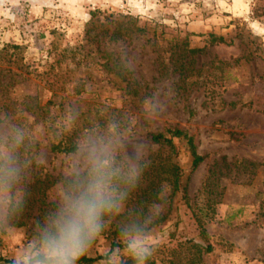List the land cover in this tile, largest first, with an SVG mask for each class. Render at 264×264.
Returning <instances> with one entry per match:
<instances>
[{
	"label": "rangeland",
	"instance_id": "374dc122",
	"mask_svg": "<svg viewBox=\"0 0 264 264\" xmlns=\"http://www.w3.org/2000/svg\"><path fill=\"white\" fill-rule=\"evenodd\" d=\"M191 49L202 52L188 57ZM177 61L187 63L184 82ZM0 115L25 129L27 168L42 176L64 178L68 167L71 154H53L51 143L111 124L142 159L177 164L187 200L164 188L149 210L150 264H264V0H0ZM174 128L205 156L194 171L184 141L174 140L172 155L148 138ZM60 186L47 202L56 205ZM32 223L0 219L1 260L16 264L35 239ZM193 243L212 251L198 254ZM109 246L99 235L84 254ZM128 254L116 250L109 263Z\"/></svg>",
	"mask_w": 264,
	"mask_h": 264
},
{
	"label": "clouds",
	"instance_id": "9594fccd",
	"mask_svg": "<svg viewBox=\"0 0 264 264\" xmlns=\"http://www.w3.org/2000/svg\"><path fill=\"white\" fill-rule=\"evenodd\" d=\"M25 129L0 115V219L19 211L25 193L18 188L27 175L21 150ZM137 146L111 124L79 138L57 192L56 208L36 223V237L16 264H77L91 241L105 227L104 217L118 213L135 190L147 160ZM129 254L136 264L152 255L141 227L122 228Z\"/></svg>",
	"mask_w": 264,
	"mask_h": 264
},
{
	"label": "trees",
	"instance_id": "16d2710c",
	"mask_svg": "<svg viewBox=\"0 0 264 264\" xmlns=\"http://www.w3.org/2000/svg\"><path fill=\"white\" fill-rule=\"evenodd\" d=\"M213 39L215 43H223L224 41L222 37H214ZM201 52V49H191L188 50L187 56H196ZM178 63L176 67H179L180 72L177 81L184 82L182 74H184L183 71L186 70L187 63ZM125 89L129 94L135 95V90H133L128 82ZM75 90V95H78L79 91L77 88H75ZM229 105L232 106L233 104L231 103ZM35 108L37 109L36 105L32 106V109H30L29 112L31 115L39 118V116L43 114L42 109H39V112H35ZM63 137L64 138H61L58 142L50 144V152L53 154H72L75 151L76 141L73 137ZM148 138L152 144L159 146L161 149L167 150V152L172 155L176 154L174 140L178 139L184 141L191 156L192 171H194L205 160V156H201L197 153L193 137L189 136L188 133L183 130L174 128L167 129L164 132L149 133ZM21 156L22 159L26 161L25 171L31 173L32 180L25 186L24 189L26 203L19 211L7 216L5 221L9 227L21 228L28 226L29 221L33 220L31 227L36 228L37 221H42L50 211H53L56 208L55 204L46 201V192L55 184H61L64 178L53 177L48 173L42 176L41 170L33 163L27 168L30 156L28 148H23L21 150ZM239 164H244L252 168L256 166L254 163L244 161L239 162ZM182 178L183 174L179 166L173 163L169 158H148L147 166L142 167L140 180L135 190L130 193L123 213H115L105 216V227L90 243V246L93 245L96 242L97 237L99 235H103L107 239H110L109 251L103 256L95 257L83 254V256L77 261V264H100L102 262L110 264L109 260L111 259V255L116 250L128 251L127 242H125L122 228L125 225L134 223L141 227V232L151 229L154 224L152 222H147L146 216L149 214V210L153 206L160 203L159 194L164 188L169 190L171 196L180 193L182 200H187V180L183 183ZM209 203L211 202L209 201L208 204ZM107 220L110 221L106 222ZM195 220L198 228L200 229V236L201 238H204L206 231L202 222V217L196 216ZM31 235H35L36 237V232L31 233ZM192 249H194L198 254L210 253L212 251V247L210 245H203L200 243H193ZM0 261L8 264H15L12 261H5L1 259ZM150 263L151 262L148 258L146 264ZM119 264H136V262L132 256L128 254L119 262Z\"/></svg>",
	"mask_w": 264,
	"mask_h": 264
}]
</instances>
